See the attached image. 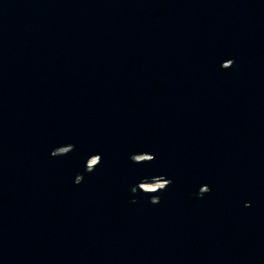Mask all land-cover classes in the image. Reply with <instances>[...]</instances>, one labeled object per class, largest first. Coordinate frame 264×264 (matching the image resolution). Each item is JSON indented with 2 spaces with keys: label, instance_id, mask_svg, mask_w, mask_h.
<instances>
[{
  "label": "water",
  "instance_id": "1",
  "mask_svg": "<svg viewBox=\"0 0 264 264\" xmlns=\"http://www.w3.org/2000/svg\"><path fill=\"white\" fill-rule=\"evenodd\" d=\"M0 264H264V0H0Z\"/></svg>",
  "mask_w": 264,
  "mask_h": 264
},
{
  "label": "rangeland",
  "instance_id": "2",
  "mask_svg": "<svg viewBox=\"0 0 264 264\" xmlns=\"http://www.w3.org/2000/svg\"><path fill=\"white\" fill-rule=\"evenodd\" d=\"M92 162H94V160ZM163 184H164L163 182H157L155 184H143L142 187L148 190H155L156 188L162 186Z\"/></svg>",
  "mask_w": 264,
  "mask_h": 264
}]
</instances>
